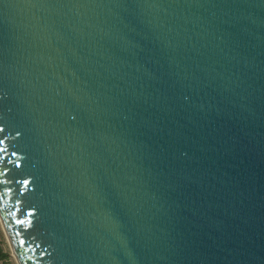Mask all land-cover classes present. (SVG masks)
Listing matches in <instances>:
<instances>
[{
  "label": "water",
  "instance_id": "1",
  "mask_svg": "<svg viewBox=\"0 0 264 264\" xmlns=\"http://www.w3.org/2000/svg\"><path fill=\"white\" fill-rule=\"evenodd\" d=\"M0 141L17 264H264V0H0Z\"/></svg>",
  "mask_w": 264,
  "mask_h": 264
},
{
  "label": "rangeland",
  "instance_id": "2",
  "mask_svg": "<svg viewBox=\"0 0 264 264\" xmlns=\"http://www.w3.org/2000/svg\"><path fill=\"white\" fill-rule=\"evenodd\" d=\"M0 264H17L0 224Z\"/></svg>",
  "mask_w": 264,
  "mask_h": 264
},
{
  "label": "snow or ice",
  "instance_id": "3",
  "mask_svg": "<svg viewBox=\"0 0 264 264\" xmlns=\"http://www.w3.org/2000/svg\"><path fill=\"white\" fill-rule=\"evenodd\" d=\"M0 143H3V141H0ZM23 183L26 185V184H28V181L25 180ZM17 223L23 224L24 221H22V220H18ZM21 243H24V241H21Z\"/></svg>",
  "mask_w": 264,
  "mask_h": 264
}]
</instances>
